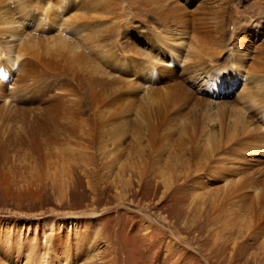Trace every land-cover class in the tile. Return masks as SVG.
<instances>
[{
  "label": "rangeland",
  "instance_id": "374dc122",
  "mask_svg": "<svg viewBox=\"0 0 264 264\" xmlns=\"http://www.w3.org/2000/svg\"><path fill=\"white\" fill-rule=\"evenodd\" d=\"M18 1L0 0V18L16 24L0 20V30L17 31L0 33V49L25 70L35 64L34 79L49 80L51 92L7 84V92L18 87L17 106L36 95L39 106L16 112L0 100V137L17 116L46 105L55 112L32 116L46 141L15 132L12 144L0 143V264H264V167L254 172L264 150L246 153L232 172L230 163L209 170L207 159L210 132H231L232 122L239 130L242 117L264 130V0H180L189 24L172 32L179 57L157 63L174 73L167 82L144 62L159 49L156 0H66L61 11L63 0ZM196 6L225 13L220 36L195 35L206 46L195 60ZM59 37L66 43L56 47ZM227 70L235 83L224 90ZM217 77L214 92L207 85ZM55 92L63 105L49 100ZM223 143L213 144L222 155ZM238 170L253 181L236 183Z\"/></svg>",
  "mask_w": 264,
  "mask_h": 264
},
{
  "label": "bare ground",
  "instance_id": "6f19581e",
  "mask_svg": "<svg viewBox=\"0 0 264 264\" xmlns=\"http://www.w3.org/2000/svg\"><path fill=\"white\" fill-rule=\"evenodd\" d=\"M18 1V0H17ZM22 1L24 2V0H19L18 3V7L22 6ZM152 1V0H151ZM180 0H156V5H155V8L158 9V11L155 13V20L158 22L159 24V27L157 29L154 28V37H155V40L157 42V46L159 49L157 50H154L152 49V53H154L153 55H151V57H149L148 61H144L147 65V68L152 71V69H154V71H156L157 74H159L161 71L163 72V74H166L165 76L166 77H162L159 75L160 79L162 81H177L175 76H173L174 73H171L166 67L165 68H161L157 63H169V62H174L175 59L177 57H179V54H178V50H175L173 47V42L172 41V32L176 31L177 28L176 27H181V24H183V27L185 23H188V22H185L187 21L188 19H186L185 17V14H183V9L184 7H182L183 4H180L179 3ZM154 2V0L152 1ZM67 2L66 0H63L61 3H60V11L63 10V5H65ZM15 4V3H14ZM67 5V4H66ZM181 5V6H180ZM195 7V6H194ZM197 8L194 9L195 11V17H192L190 20L192 23V32L194 34L193 36V45H194V52H190V56H192L193 58H195V60L197 58L200 57V53H197L196 51V48H198V46L196 45V43H194L195 41V35H197V38L199 37V34L202 35V38L203 37H206L208 39H212L210 34H214V31L216 32H219V31H222V28H221V24H222V19H223V14L225 13L223 10L219 11V12H216L214 14V16H210V14L208 12H205V8L204 7H198L196 6ZM2 9V8H1ZM4 10V9H3ZM186 11V10H185ZM46 12V11H44ZM187 13V12H186ZM2 14H4V12L2 11ZM194 14V13H193ZM7 15V13H6ZM28 15V14H27ZM2 16V15H1ZM1 22H2V26H5L6 24L8 25H14L15 23H12V19H6V17H4L3 19H1ZM148 23V22H147ZM5 24V25H3ZM189 24V23H188ZM187 24V25H188ZM0 25V26H1ZM16 25V24H15ZM186 25V24H185ZM1 26V27H2ZM182 27V28H183ZM5 29V28H3ZM187 28L185 27V30ZM22 30V29H21ZM74 30V29H73ZM259 32L260 30L257 29ZM262 31V30H261ZM7 33V35H11L12 37H17V31L15 28H7L5 30H0V33ZM248 33H251L249 30L246 32ZM261 33V32H260ZM257 31H255V29L253 30V36H255V38H257L259 36V34ZM181 34V33H180ZM222 34V32H219V36ZM263 33H261L262 35ZM5 35V34H4ZM166 35H167V38H166ZM176 36V35H175ZM263 37V43H264V36L262 35ZM61 41H59L60 43H57L55 42L54 45L57 47V46H60L63 44V42H65L64 38L62 37H59ZM255 38L254 37H250V39L253 41H255ZM58 39V38H57ZM176 39V37H175ZM240 39V37H239ZM59 40V39H58ZM241 40V39H240ZM243 40V39H242ZM13 41V40H12ZM67 41V39H66ZM176 41V40H175ZM249 41V40H248ZM206 41H203L202 40V43L204 44ZM239 42V41H238ZM242 42V41H241ZM244 42V41H243ZM51 43V42H50ZM66 43V42H65ZM180 43V42H179ZM178 43V44H179ZM49 44V43H48ZM176 44V43H175ZM176 44L179 48V45L181 44ZM240 44V43H238ZM27 45V44H26ZM50 45V44H49ZM52 45V44H51ZM183 45V44H182ZM245 45V44H244ZM249 45V44H248ZM247 45V46H248ZM19 46V45H18ZM23 46V45H22ZM262 46V45H261ZM27 47V46H25ZM62 47V46H61ZM176 47V46H175ZM181 47V46H180ZM239 47V46H238ZM246 47V46H245ZM46 48V47H45ZM206 46H202L201 49H199L200 51L202 49H205ZM30 49V48H28ZM182 49V48H181ZM185 49V48H184ZM209 47H207V51H208ZM16 50V49H15ZM22 50V49H21ZM23 50H26L23 48ZM46 50L48 51V49L46 48ZM50 50V49H49ZM57 50V49H56ZM61 50V49H60ZM169 51V54L166 52ZM211 50V48L209 49ZM213 50V49H212ZM7 51V50H6ZM5 50L3 49H0V100L1 102L5 101V106L7 105L6 102L8 103V107L10 111H16V112H19L20 109L24 108L23 106L26 105L24 104L23 102H20L19 105L17 106V104H15V93L16 91L14 90V88H18V87H15L16 85H14V88L12 91H9L7 92L5 86L8 84H12L13 82H16L17 80V84L18 85H26L28 82H30V84H34V85H38V88H34L32 89V91H30V86L29 83H28V86L29 88L26 89L27 92L30 91V93L32 92H35L36 90H41L43 92H47V93H50L51 92V89H50V86L45 83V81H41V80H35L34 78H37L39 76H33V75H37L36 74V68L34 69L33 67H35L33 65L29 66L26 70H25V63H22L21 61H18V59L16 60L15 58H13V56H11L10 58V54L7 53ZM9 52V50H8ZM29 52V51H28ZM27 52V53H28ZM214 52V51H213ZM181 53V52H179ZM16 55H19V57H23V56H26L24 54H20V52H15ZM189 54V53H188ZM212 56L210 55V58L211 60L210 61H215L216 59V56L214 53H211ZM217 54L219 55V53L217 52ZM14 55V54H13ZM49 55V54H47ZM167 55H168V60H167ZM207 56V55H206ZM215 56V57H214ZM31 57V56H30ZM46 57V56H45ZM26 58V57H25ZM171 59V60H170ZM8 60H9V63H8ZM20 60V59H19ZM33 60V59H32ZM218 60V59H217ZM28 61V59H27ZM34 61V60H33ZM153 61H156L153 63ZM208 62V61H207ZM237 62V61H236ZM31 63V62H29ZM210 63V62H209ZM197 64V63H196ZM204 64V63H203ZM209 65V64H208ZM238 65V64H237ZM51 66V65H50ZM204 66V65H203ZM202 66V67H203ZM17 67V68H16ZM124 67L126 68L127 66L125 65V61H124ZM201 67V68H202ZM208 67V66H207ZM210 67V66H209ZM14 68L13 71H16L13 73L12 69ZM32 68V69H31ZM197 68V67H196ZM198 69V68H197ZM235 69V68H234ZM239 70V69H238ZM199 71V70H198ZM209 72V71H208ZM202 74H206V73H202ZM150 76L153 77V74L152 72H150ZM225 77L226 79H228V82L226 84H224V90L227 89L229 86L232 85V83H235V79H233V77L231 76V71L230 70H227L225 72ZM2 78L6 81H3L2 82ZM175 78V79H174ZM40 79V78H39ZM197 79H195L196 81ZM224 81V80H223ZM222 81V82H223ZM209 84L207 85L208 87L212 86L211 88V91H217L218 89H220V85H219V82H218V77L217 79H213L211 80L209 78L208 80ZM221 82V81H220ZM54 84V83H53ZM202 86V85H201ZM262 88V86L260 87ZM184 87L181 86L180 83H176V86L174 87V90L179 92L180 90H183ZM168 89L165 90V92H163L165 95L169 94L167 92ZM185 90V89H184ZM242 90H246V85L243 87ZM22 91V90H21ZM60 91V90H59ZM173 91V92H175ZM186 92V90H185ZM257 92V91H256ZM255 92V93H256ZM163 94V95H164ZM257 94V93H256ZM19 96V95H18ZM35 97V95H34ZM257 97V96H256ZM259 97V96H258ZM36 98H37V95L35 98L33 99H29V103L31 106H36L37 105L39 106V102L36 101ZM93 98V96H90V99ZM160 98V97H159ZM172 98V97H171ZM61 99H64V96H57L56 97V92L54 93V96L53 97H50L49 96V100H52L54 102H56V104L59 105H63L61 104ZM255 99V102H253V106L254 107H257L259 108V105L256 106L255 104L256 103H259V102H262L264 104V92H263V97L260 99V100H263V101H260L259 102H256L258 100H256V98L254 97ZM60 100V101H59ZM175 100V99H174ZM94 101V100H92ZM17 102V101H16ZM14 103V104H12ZM35 103V104H34ZM166 103H169L170 102H166ZM171 103H174V102H171ZM255 103V104H254ZM29 105V106H30ZM173 105V104H172ZM19 106H21V108H18ZM28 105H26L27 108H31L29 107ZM164 107H169L165 104ZM171 107V105H170ZM18 108V109H16ZM172 108V107H171ZM35 113L32 114V116H35L37 118H39L40 116L44 115V114H52L55 112V108L52 106V105H46L44 106L43 108H36L35 110ZM177 111V110H176ZM181 112V111H180ZM179 112V114H181ZM264 112V111H263ZM139 113V112H138ZM175 113V112H174ZM25 114V113H24ZM176 114V113H175ZM174 114V115H175ZM177 115V118L180 117V115ZM31 115H29V119L25 120L23 119L21 116H17L16 119H15V126L11 127L10 129H8L7 131L4 132V135L2 137H0V143L3 141V144H2V148H4V144H12L10 143L11 140L15 139L16 138V135H15V132L16 133H24L26 135H35V136H38L39 138V142L41 140H44L46 141L47 137H46V131H45V128L44 127H38V130H34V123H35V120L32 118ZM183 116V114L181 115ZM185 123H187L188 119L186 116H184L182 118ZM262 123H263V126H264V113L261 114V120ZM236 123L237 122H232L230 125L231 127L228 129L229 131L231 132H227L225 134H221V130H219V132L217 134L213 133V132H210V136H209V141H211V144H212V149L211 151L209 152V157L207 158L209 160V165H208V169H212V168H216L218 166H220V164H226V163H230L229 165V168L228 170L230 172H232L230 170V167H233L234 163H237L241 160H244V161H247V157L248 156H245L246 153H249V152H252L253 155L254 154H258V152H263L264 150V130H262V128L259 126V125H255L254 121H251V120H248V118H245V117H242L241 120L239 121V130L236 129ZM261 124V122H260ZM18 125V127H17ZM229 125V126H230ZM182 126V125H181ZM219 128H221L220 126H218ZM48 136V135H47ZM46 138V139H45ZM51 137L48 136V141H50ZM219 139H223L224 140V143H223V146H222V152L225 154H221L219 153L213 146V144L215 142H217ZM42 142V141H41ZM40 142V143H41ZM37 143V141H34L32 142V144L34 145V151H35V144ZM48 143V142H47ZM50 143V142H49ZM210 143V142H209ZM230 144V145H229ZM38 145V144H37ZM226 146V147H225ZM233 148L234 149V152L231 153V154H227V151H230V148ZM40 148V146H39ZM0 152H1V149H0ZM230 153V152H229ZM246 158V160H245ZM246 162V163H247ZM252 162V161H251ZM255 163H257L258 167H262L260 168L261 170H254L255 174L256 175H261L262 174V170H263V167L264 165H262L264 162L263 160L260 158V157H256V161H254ZM243 163V162H242ZM245 163V162H244ZM243 163V164H244ZM238 165V164H236ZM240 162H239V167H240ZM211 166V167H210ZM244 166V165H243ZM241 165L242 168L240 169H243V167ZM238 167V168H239ZM257 167V166H256ZM234 168V167H233ZM247 169V168H246ZM219 170V169H218ZM236 170L234 169V172ZM240 170H238L239 172ZM264 171V170H263ZM248 172H251V171H248ZM211 174V172H210ZM216 174V173H215ZM232 174V173H231ZM235 174V173H234ZM229 175V174H228ZM233 175V174H232ZM235 175H237L238 178L235 177V181L236 183L240 184L241 182H245V181H253V179L250 177V176H247V173L246 171L245 172H241L240 173H236ZM234 175V176H235ZM255 176V175H254ZM253 176V177H254ZM232 177V176H231ZM244 177V179H243ZM233 179V178H232ZM227 180V179H226ZM234 181V179H233ZM201 184V183H200ZM247 184V183H246ZM239 186V185H238ZM249 189V188H248ZM237 192V191H235ZM242 199V198H241ZM254 207V206H253ZM259 207V206H257ZM261 207V206H260ZM254 209V208H253ZM256 217V216H255ZM264 218V216H263ZM256 219V218H255ZM262 220V219H261ZM223 226V225H222ZM258 227H261L259 224L257 225ZM257 227V228H258ZM252 228V227H251ZM47 229L52 231L53 230V225L52 223H48L47 225ZM250 229V228H249ZM257 230V229H256ZM263 230V229H262ZM248 231V230H247ZM254 232V231H253ZM246 236V235H245Z\"/></svg>",
  "mask_w": 264,
  "mask_h": 264
}]
</instances>
